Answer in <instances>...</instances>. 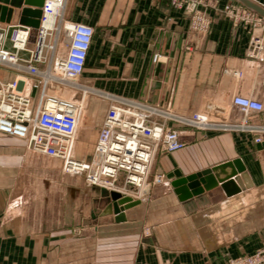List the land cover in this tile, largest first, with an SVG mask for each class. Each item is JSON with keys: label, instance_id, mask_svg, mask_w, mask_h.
<instances>
[{"label": "crops", "instance_id": "0c3cea01", "mask_svg": "<svg viewBox=\"0 0 264 264\" xmlns=\"http://www.w3.org/2000/svg\"><path fill=\"white\" fill-rule=\"evenodd\" d=\"M229 4L252 11L237 0H219L207 11L212 24L204 34L192 31L171 0H65L64 17L94 29L83 78L95 89L231 123L243 118L232 99L251 97L263 109L246 118L264 125V61L247 57L252 28L226 16ZM0 23L20 24L19 14ZM257 31L264 35V20ZM170 126L185 146L157 153L146 198L125 211L123 222L108 213L100 190L85 188L80 205L75 180L65 184L70 203L49 204L48 191L57 194L64 183L32 173L46 156L0 133V264H226L263 248L264 137L258 144L248 132ZM234 160L244 170L230 179V193L219 185L181 200L171 186L175 171L187 176ZM51 164L57 169L60 161ZM116 185L125 187L123 174Z\"/></svg>", "mask_w": 264, "mask_h": 264}, {"label": "built area", "instance_id": "2783aa9c", "mask_svg": "<svg viewBox=\"0 0 264 264\" xmlns=\"http://www.w3.org/2000/svg\"><path fill=\"white\" fill-rule=\"evenodd\" d=\"M189 18L191 29L207 33L212 19L205 0H171ZM65 0H45L35 41L33 28L0 23V133L24 140L27 148L61 162L62 172L79 176L90 187L118 191L133 199H144L153 161L158 152L173 153L185 143L171 123L199 131H242L264 137V125L249 123L250 111L263 106L241 95L232 104L243 114L240 122L210 118L199 112L179 113L164 105L126 99L96 91L80 82L86 67L94 29L64 17ZM234 22L252 28L247 57L264 61L263 18L238 5L223 10ZM187 52L193 46L186 47ZM158 55L154 61L158 62ZM81 93L78 100L69 98ZM102 99L104 112L86 105V95ZM85 121L84 127H82ZM82 128V129H81ZM81 145L85 151L81 152ZM124 175L125 187L116 182ZM126 186L132 187L131 191ZM142 188L147 191L140 196ZM133 194V195H132ZM226 264H264V247Z\"/></svg>", "mask_w": 264, "mask_h": 264}, {"label": "water", "instance_id": "95a60500", "mask_svg": "<svg viewBox=\"0 0 264 264\" xmlns=\"http://www.w3.org/2000/svg\"><path fill=\"white\" fill-rule=\"evenodd\" d=\"M44 1L45 0H0V20L10 24L13 15L17 12L21 25L38 29ZM237 1L264 18V6L252 0ZM240 162V160H234L231 163L215 166L187 176L183 175L180 171H175L169 175V178L173 179L171 186L181 200L192 198L206 190L218 187L219 185H221L227 193H230L229 186L233 184V180L230 179L244 170V168L240 167ZM232 166L235 167L234 170H232ZM229 169H231V171ZM99 190L101 198L106 200L109 204L108 213L114 214L117 222L125 221V211L140 203L138 200H134L118 191H108L104 188ZM238 191L239 190L236 192Z\"/></svg>", "mask_w": 264, "mask_h": 264}, {"label": "rangeland", "instance_id": "374dc122", "mask_svg": "<svg viewBox=\"0 0 264 264\" xmlns=\"http://www.w3.org/2000/svg\"><path fill=\"white\" fill-rule=\"evenodd\" d=\"M36 31L37 30L34 29L33 32H32V37H31V42L32 43H34V41H35ZM5 75L6 74L3 73L2 70H0V76H5ZM80 82L82 83V85H84L86 87H89V88L94 89L96 91H101V90L95 89L89 83L85 82L83 76H82ZM101 92H104V91H101ZM80 97H81V93H79V92L78 93H72L71 95H69V98H73L74 100H78V99H80ZM95 103H98V105L101 104V106H103L102 107L103 109H102V108H98L97 106H96L97 107L96 108L95 105H94L95 109L99 110L101 113L104 112L106 103L102 99H100L99 97H96V96H94L92 94H87L86 95V105L92 107L93 104H95ZM94 107H92V108H94ZM84 125H85V121L83 122L82 127H84ZM26 148H27V145H26ZM83 151H85V146L81 145V152L83 153ZM52 159L53 158H49V157L46 156L45 162H42V164H40V166H38V168H32L33 169L32 170L33 174L39 173V172H46V178L48 179L49 182H52V183L54 182L55 183V182H61L62 181L64 183V188H63V190L61 192H57V194H56L55 191H51V190L48 191L47 202L49 204H51L52 206H56L57 205L58 207L60 205L66 206L68 203H70L72 194H71L69 188L65 184L66 183H71L72 182L71 180H75V181L79 182V185H80L81 193H80L79 199H80V205H83L84 204L83 200L87 199L84 196L83 190L85 188L90 187V186H88L86 184V182L84 181L83 178H81L79 176L69 175V174H66V173L62 172L61 162H60V164L56 165L57 169L53 168L52 164H51V160ZM33 167H35V166L33 165ZM35 169H37V170H35ZM59 176H61L63 178V180L59 179L60 178ZM34 178L35 177L33 176V178H32L33 181H34ZM148 183H149V180H148ZM49 188H52V187H49ZM92 188H94L96 190V192L99 190L96 187H92ZM146 188L148 189L149 187L147 186ZM146 188L142 189V190H144V192L141 190L142 191L141 193H143L142 195H144L145 192L147 191ZM60 193H61V196H59ZM127 196H129V195H127ZM129 197H131V196H129ZM60 200H62V202H60ZM134 200H136V199H134ZM53 211H54V209H53ZM49 217L51 218V221H55L54 220L55 219L54 215L53 216H49Z\"/></svg>", "mask_w": 264, "mask_h": 264}, {"label": "bare ground", "instance_id": "6f19581e", "mask_svg": "<svg viewBox=\"0 0 264 264\" xmlns=\"http://www.w3.org/2000/svg\"><path fill=\"white\" fill-rule=\"evenodd\" d=\"M142 189H143V188H142ZM142 189H141V190H142Z\"/></svg>", "mask_w": 264, "mask_h": 264}]
</instances>
